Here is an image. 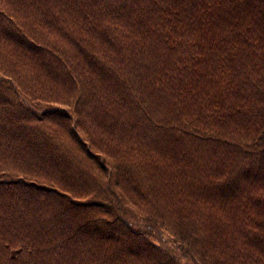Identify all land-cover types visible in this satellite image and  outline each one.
<instances>
[{"label":"trees","instance_id":"16d2710c","mask_svg":"<svg viewBox=\"0 0 264 264\" xmlns=\"http://www.w3.org/2000/svg\"><path fill=\"white\" fill-rule=\"evenodd\" d=\"M0 264H264V0H0Z\"/></svg>","mask_w":264,"mask_h":264}]
</instances>
